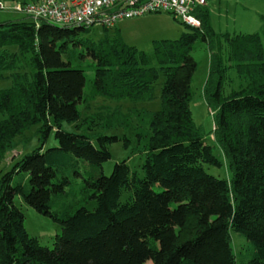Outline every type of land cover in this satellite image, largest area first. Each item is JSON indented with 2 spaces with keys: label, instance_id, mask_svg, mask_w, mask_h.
I'll return each instance as SVG.
<instances>
[{
  "label": "trees",
  "instance_id": "obj_1",
  "mask_svg": "<svg viewBox=\"0 0 264 264\" xmlns=\"http://www.w3.org/2000/svg\"><path fill=\"white\" fill-rule=\"evenodd\" d=\"M195 14L200 27L155 40L149 52L118 29L110 35L104 27L95 41L93 28L27 15L0 22V46L18 47L0 53V80L12 82L0 89V264H238L232 233L249 246L246 264H264V23L261 32L232 34L214 30L207 5ZM198 40L210 53L202 94L230 180L206 171L221 161L193 120ZM27 55L30 73L21 67ZM86 68L95 73L93 92L116 101H151L164 77L160 109L145 111L143 177L126 160L104 174L120 139L81 130ZM229 70L246 83L227 95ZM65 122L78 131L63 129ZM35 125L41 146L4 171L6 153ZM53 130L58 145L44 149ZM17 198L60 225L53 247L29 235Z\"/></svg>",
  "mask_w": 264,
  "mask_h": 264
},
{
  "label": "rangeland",
  "instance_id": "obj_2",
  "mask_svg": "<svg viewBox=\"0 0 264 264\" xmlns=\"http://www.w3.org/2000/svg\"><path fill=\"white\" fill-rule=\"evenodd\" d=\"M17 1L20 0H4L6 7L9 9L0 10V22L23 17L20 13L9 11L10 8L16 5ZM208 8L211 14L212 26L217 32H230L232 34L261 32L264 23V0H208ZM112 28L109 31L110 35H113L114 31L118 29L127 44L136 46L145 52L152 50L155 40H176L180 38L183 32L188 30L180 17L169 12H151L142 16L124 18L119 20ZM104 31L103 26H95L88 37L97 41L103 38ZM4 50L17 52L18 47L15 45L0 46V53ZM192 55L198 62V68L192 82L194 91L191 100L193 120L201 127L206 142L213 147L214 154L221 161L220 167L205 165V169L217 178L230 180L232 173L228 160L215 140L214 116L202 94V87L208 75L210 62V53L206 43L198 40ZM21 62L23 72L30 73V55L23 56ZM86 71L88 78L86 97L79 106L82 115L81 130L90 133L92 136L103 133L107 136H117L120 139L109 147L112 157L103 165L104 174L110 175L117 162L126 160L131 171L143 177L142 165L145 161L148 135L150 134L148 125L150 117L145 111L160 109V92L164 77L161 76L155 84V99L134 104L128 99L116 101L96 95L92 90L91 82L95 73L93 69L89 68H86ZM245 83V81L239 79L234 70H229L223 86L224 94L228 95L232 91L240 89V86ZM11 84V79L0 80V89L10 88ZM133 107L136 109H132ZM139 109L144 111H138ZM107 119H114L118 123L116 124L117 127L113 128L111 124L107 123ZM39 127L40 125L32 126L17 138L16 147L6 153V157L2 162L1 168L4 171L10 170L24 155L41 146L42 140L40 139L41 134L38 133ZM63 129L71 132L78 131L76 125L66 122L63 123ZM57 145L58 141L55 138V130H53L43 146L46 149ZM80 186L78 185V187ZM78 199L80 198H72L68 200V203L70 201L72 204L73 200L76 203L80 202ZM16 204L25 215V227L29 235L38 238L43 246L53 247L54 238L61 231L60 225L39 214L21 198L16 199ZM232 237L233 248L238 255V264H246L249 258L248 244L234 233H232Z\"/></svg>",
  "mask_w": 264,
  "mask_h": 264
},
{
  "label": "built area",
  "instance_id": "obj_3",
  "mask_svg": "<svg viewBox=\"0 0 264 264\" xmlns=\"http://www.w3.org/2000/svg\"><path fill=\"white\" fill-rule=\"evenodd\" d=\"M207 0H29L17 2L9 11L46 20L60 26H95L112 28L124 18L142 16L151 12H169L184 24L200 27L196 10ZM0 0V10H8Z\"/></svg>",
  "mask_w": 264,
  "mask_h": 264
},
{
  "label": "crops",
  "instance_id": "obj_4",
  "mask_svg": "<svg viewBox=\"0 0 264 264\" xmlns=\"http://www.w3.org/2000/svg\"><path fill=\"white\" fill-rule=\"evenodd\" d=\"M4 1V0H3ZM20 1H22V0H20ZM20 1H17V2H20ZM207 6H208V0H207V4H206ZM123 100H125V99H123ZM130 101V100H129ZM132 102V101H131ZM134 103V102H133ZM135 104V103H134Z\"/></svg>",
  "mask_w": 264,
  "mask_h": 264
}]
</instances>
